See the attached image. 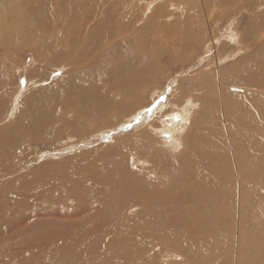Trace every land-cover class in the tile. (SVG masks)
<instances>
[{
  "label": "bare ground",
  "instance_id": "6f19581e",
  "mask_svg": "<svg viewBox=\"0 0 264 264\" xmlns=\"http://www.w3.org/2000/svg\"><path fill=\"white\" fill-rule=\"evenodd\" d=\"M11 1L4 0L7 7ZM181 1L164 13L159 10L164 0L156 1L141 26L136 0L83 1L92 6L89 12L24 0L21 11L0 13V47L6 51L0 59V122L10 108H21L0 126V264H264V32L259 33L264 12L250 26L256 33L252 42L250 33L227 30L231 21L225 37L212 36L206 45L209 53L220 41L231 47L211 60L236 89L223 103L205 86L194 90L200 80H185L178 89L176 79L171 101L152 109L150 101L162 89L154 86L160 70L195 39L190 29L184 34L163 30V39L177 33L173 40L179 48L162 57L156 51L160 42L150 46L139 33L155 35L167 24L161 20L165 16L166 22L181 18L189 28V17L216 3L249 2L215 0L212 6V0H198L205 6L196 7L194 1ZM115 28L122 30L117 35L136 39L117 40L104 50ZM20 46H32L47 64L64 60L65 66L54 67L65 69L64 80L24 96L4 93L13 65L8 52ZM141 50L151 55L146 59ZM112 51L116 57H109ZM152 54L155 64H145ZM207 78L202 77L204 84ZM28 79V85L40 81ZM57 109L63 115L56 133L66 126L80 132L85 124L94 129L118 121L126 132L114 140L118 144L65 157L60 168L45 163L40 175L46 185L36 170L21 172L29 166L21 161V144L38 140ZM35 148L29 143L24 150Z\"/></svg>",
  "mask_w": 264,
  "mask_h": 264
},
{
  "label": "rangeland",
  "instance_id": "374dc122",
  "mask_svg": "<svg viewBox=\"0 0 264 264\" xmlns=\"http://www.w3.org/2000/svg\"><path fill=\"white\" fill-rule=\"evenodd\" d=\"M83 1L87 2L90 0H51V1L46 0L47 3H50L52 5L57 2L56 4H58L57 7L59 10L62 8V9H65L66 11H68V10L74 11V9L79 8V7H85L88 12L90 10H93L92 6H90L87 3H84ZM156 1H158V0L151 1L150 3H146L145 0H141V1L136 0V3L138 2L139 5L142 6L138 13L139 14L142 13L143 14L142 16L144 17L141 20L137 21L139 23L136 22V24L138 26L143 25V24H140L141 21L143 22V20L146 19L145 15L149 14V10H151L152 4L156 3ZM191 1H194L193 5H195L196 7L205 6V2L202 3V2H199L198 0H191ZM23 2H24V0H12L8 4V7H7L4 0H0V13H3V16H4V14H5L4 12H6V13L8 11L19 12V11H21L20 7L23 6ZM80 2H82L83 5L80 4ZM174 2H182V1L181 0H164L163 3L165 5H168V6L166 7L164 5L163 9H159L161 12L159 10H158V12H160V13H164V11L171 12V9L174 10V8L171 7ZM245 2L248 5H245L243 3H240V4H238V3L237 4L236 3L230 4L229 3L228 5L222 4V6H220L219 4H217L215 2V0H212L210 2L212 4V6H214L216 3V5L213 7L214 9L212 7H210V9H205L204 12H203V10H200L201 15L200 14L198 15V13H197L194 15V17H189L187 19V22H189V24L192 26L189 28L186 26L187 29L183 25L186 23L181 22V18L175 19L176 23H175L174 19L170 20L171 22L170 21L166 22L165 18L167 16H165V18H164L163 17L164 14H161V17H163L161 19V20H163V23H165V24L167 23L169 25L171 24L170 26H172V28L171 27L168 28L169 25L167 26V24H166L163 28H157L156 33H154L155 35H153L152 32H151V34L145 33L144 36H142V33H139L140 37L137 36V38L144 40L150 46H152V44H154L156 41L160 42L159 43L160 46H159L158 50H156V51H158V53L162 54V57H164L165 55L167 56V54H169V52L170 53L173 52L174 48H179V47H177L178 44H175V42H176L175 40L179 39L177 36V33L184 34V32H186V31L188 32L190 29L193 32V39H195L193 42H191L192 43L191 46L187 47V49L184 50L183 53H179V55L181 54V57H176V59L174 58L175 61L173 60L170 63V65L168 66V68L162 69L163 71L160 70V74L157 75V78L154 81V83H155L154 86L162 87V89L159 90L157 93L158 96H156L155 99H151V97H149L148 91L143 93L144 94L143 96L146 99V102H149L151 99V101H150L151 104L149 106H152V109L158 103L162 102L163 100H164L163 102H165V101L168 102L169 100L171 101L172 98L170 99L169 96H171L172 85L175 84L176 79H177L176 86L178 87V89H182V87L187 85L185 83V80L190 79V81H188V82H191L194 79L200 80V81H198L199 83H196V87L193 89L198 90V89H200V87H203V86H205V88L207 87V89L209 91L214 92L213 97H215L217 99L219 104L224 102L223 98H224V95L226 93H231L234 90H236V89H231V87L227 83L226 79H223V77H221V75L219 74L218 70L220 68H217L211 62V60L214 59L215 57L219 58V57H223L224 55H226L229 51H231V47L228 45H225L226 43L222 45L221 44L222 42L220 41L218 43V45H216L217 46L216 49H218L216 51H212L211 53H209L205 50V48H206V45L209 44V41L211 40L210 38L212 36L218 37V38L223 37L225 35V32L229 29L230 30L235 29L236 31L241 32L242 34L243 33L244 34L250 33L249 36H252V37H250V39L248 38V42H252L254 40L253 36L256 33L249 32L250 26L255 21L254 19L258 17L259 13L264 12V0H252V1L249 0V2L248 1H245ZM258 5H259V7H258ZM46 7L48 8V11H51L53 9L52 7H49V6H46ZM144 7L147 8L146 12H143ZM125 8H126L125 11H127L128 4H125ZM137 8H139V7L137 6ZM211 8L213 9L212 13H211V10H212ZM136 9H134L133 11L135 12ZM186 14H188V13H186ZM183 16H184V18L186 17V15H183ZM187 16H189V15H187ZM200 16L203 17L202 20H201ZM68 21H69V19H68ZM172 21L174 22V24ZM182 21H183V19H182ZM231 21H234L233 26L232 27L229 26V28H227V30H226L225 28L229 25V23ZM209 22H210V24H209ZM198 23H203V25L198 26ZM45 24L48 25L49 29H51L52 19L50 16H48V19L45 20ZM20 26L23 28V31L25 32L26 27H24L22 25H20ZM178 28H179V30H178ZM198 28H199V30H198ZM171 29L177 33H175V34L171 33L170 34L171 36H169V38L163 39V37H162L163 34H161L163 32V30H165V33L168 34L169 30H171ZM254 29H255V26L253 27L252 31ZM262 30L263 31L259 32L260 34L262 32H264V28ZM26 32H28V31H26ZM26 32H25V34H26ZM113 32H114V36L112 38L106 39L108 42L102 45V48L104 50L109 45L112 48L113 44L117 40L132 39L133 35H134V34L133 35L125 34V35H128V37H125L124 35H117L118 33H122V30L120 28H115L113 30ZM115 32H116V34H115ZM152 36H154V37H152ZM150 37H152V38H150ZM196 37H198L199 40L196 39ZM159 38H161V40ZM173 38L175 40H173ZM134 39H136L135 35H134ZM56 40H58V39L56 38ZM148 40H151V41H148ZM80 42L83 43L82 41H80ZM163 45H165V46H163ZM26 47L20 46V48L10 49L8 52L10 62H11V64L14 65V66L12 65V67H11L12 69H11V74H10V78H9L10 84L8 86H5V83L3 82L4 88H7L8 91L11 88V90L9 92L7 90H5L7 92L4 91V93H7L8 95H10L12 93V96H13L15 93L17 95L23 93L22 95L24 96L25 94L28 93V91L33 90L34 88L41 90L42 88H44L46 85H49L53 81H57L58 79L60 81L64 80V78L62 76H63V74H65V69H63V70L62 69H60V70L55 69L58 66H62L63 63H65L64 60L60 61V63L57 62L58 64L57 63L47 64L44 61H42L41 58L36 56L35 52L33 51L34 48H32V46H26ZM166 47L169 48L170 50L165 49ZM161 50L165 51L166 53H163ZM100 51L101 50L99 48L95 53H98ZM5 52L6 51L2 47H0V59H3L4 57H6ZM10 52H11V55H10ZM176 53L177 52H175L173 55H176ZM245 53H247V52H245ZM141 54L144 57H146V59L148 57L147 55H151V54H148L147 52L142 51V50H141ZM155 56L156 55L152 54V56H150L148 58V60L145 61V64L148 63L149 61L150 62L152 61V63L155 64V62H156V59L154 58ZM109 57H116V55L112 51L110 53ZM230 57H231V60H235L238 57L237 52L231 53ZM228 58L229 57L224 58V60L226 61V59H228ZM2 62H4V61H2ZM228 62H226V63H228ZM230 63H232V61H230ZM63 66H65V64ZM183 73L186 74L184 77H183V75H181ZM206 75H209V79L207 78L206 80H208V82L206 84H204V80L202 79V77L206 76ZM166 76L168 77L167 79H166ZM29 77L39 79L40 81L37 82V85L35 84L36 86L35 85H28L27 81L29 80L28 79ZM200 83H201V85H200ZM26 85H28V87H26ZM152 85H153V83H149V86L146 87V90L148 88H150ZM189 85L192 87V83H189ZM144 90H145V88H144ZM237 92H238L237 93L238 95H242V91H240L239 89H237ZM11 101H12V99H11ZM135 106L136 105H133L131 107L130 112H132L135 109ZM19 107L20 106H17L16 108L12 107L9 109V111L5 112V115L8 117L5 119V121L0 122V126L5 122H8V121L11 122L12 118L15 116L14 113L18 110ZM19 109H21V108H19ZM62 113H63V110L57 109V111L54 113L55 119L50 124L47 125V127L44 131L41 132L39 139L29 142L31 145H36L35 149H31V151L28 153L24 149H27V146L29 143L24 142L23 144H21V147H22L21 151H23V154H24L22 156L23 159H21V161L22 162L29 161L27 163V166L28 165L29 166L26 167L25 170L22 169L21 172L24 171L26 173L27 171H30V170H32V171L36 170L40 180L42 182H44L46 185H47L46 180L41 178V175H40V171H42L41 166L45 167V165H44L45 163L49 162L50 166L60 168L63 166L62 160L65 159V157H67L71 154H77L79 152H83L85 150H90V149H94L95 151H98L99 149L105 148L111 144L112 145L118 144V142L117 141L114 142V140L116 138H118V135L121 134L120 132H122V131L126 132L123 125L121 123H119V121H118L111 126H105V125L101 124L98 128H94V129L88 128L87 124H85V126H82L80 128V130H81L80 132L75 131L74 129H72V127L66 126V130H64L62 132L59 131L58 133H56L54 130L57 129L58 127H60L62 124V119H61V116L63 115ZM69 119H72V116L69 117ZM52 124H54V125L52 127H50ZM141 128H143V127H138V129H141ZM132 131H134V130H132ZM125 132H122V133H125ZM113 142H114V144H113ZM228 154H229V151H228ZM78 159L79 158H77V160ZM20 164L21 163H18L16 168H18V166ZM132 166H133V168L136 167V166H134L133 163H132Z\"/></svg>",
  "mask_w": 264,
  "mask_h": 264
}]
</instances>
